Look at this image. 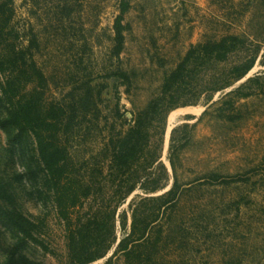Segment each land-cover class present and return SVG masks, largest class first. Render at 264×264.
Returning <instances> with one entry per match:
<instances>
[{"label": "rangeland", "instance_id": "obj_1", "mask_svg": "<svg viewBox=\"0 0 264 264\" xmlns=\"http://www.w3.org/2000/svg\"><path fill=\"white\" fill-rule=\"evenodd\" d=\"M120 1L14 0L13 4L11 39L17 48L33 43L31 51L46 77L47 98L74 115L63 141L75 176L93 185L92 195L75 210L74 220L95 214L107 229L114 227L111 248L88 264H126L123 254L115 252L131 230L133 208L142 204L143 197L158 196L174 183L169 158L174 129H178L182 147L177 204L166 213L165 207L160 209L152 225L168 233L157 248L142 252L156 251L164 261L177 257L196 264H264V0H130L125 17L130 28L120 57H114L113 24ZM228 35L239 40L227 61L198 57L185 80L171 93L162 94L165 75L191 45ZM249 60L254 64L244 77L213 91L230 81L235 65ZM119 70L129 74L128 82L115 74ZM258 74L260 82L247 85L252 96L237 103L240 118L220 121L214 112L204 114L222 93ZM19 75L22 81L27 77L26 73ZM4 81L0 69V119L6 114ZM17 86L18 82L13 89ZM152 99L158 108L170 101H188L166 115L160 160L168 169L167 184L145 193L141 182L150 173L164 179L162 170L156 164L135 165L132 173L138 186L117 203L126 175L122 179L118 171L111 170L101 151L110 135L125 131ZM193 107L201 108L198 114L190 111ZM182 108L189 110L172 114ZM211 173L229 183H210ZM38 174L33 144L13 145L0 122V177L15 191L16 208L35 221V233L47 247L26 239L9 223L5 212L10 207L0 200V264H18L21 256L39 264H74L69 258L65 221L51 200L35 192L40 187L35 179ZM139 207L142 221L159 212V203L153 200Z\"/></svg>", "mask_w": 264, "mask_h": 264}, {"label": "trees", "instance_id": "obj_2", "mask_svg": "<svg viewBox=\"0 0 264 264\" xmlns=\"http://www.w3.org/2000/svg\"><path fill=\"white\" fill-rule=\"evenodd\" d=\"M14 0H0V69L3 71L5 81L2 83L4 99L2 102L6 107V114L0 119L1 125L6 129L9 140L13 145L33 144L37 153V163L39 174L35 175L40 187L36 188L38 196L49 199L53 202L59 216L65 221L67 227V246L69 258L74 264H88L101 257L111 248L115 241L113 224L107 229L104 220L95 214L85 218L76 217L75 210L83 205V201L93 193V185L84 178L75 176L72 168V158L70 152L63 141V135L72 128L74 115L66 113L65 108L60 103L49 101L46 96V77L42 69L37 65L34 54L31 51L33 43L27 48H17L15 39H11L13 29L11 23L14 16ZM131 9L130 0L120 1V12L116 16L113 24L114 43L111 53L114 57H120L126 35L130 24L125 21L127 12ZM16 39L17 36H14ZM12 40V41H10ZM239 38L236 35H228L219 39L210 38L208 40L191 45L179 64L167 73L162 84V94L167 95L179 86L187 76V72L194 64L195 60L202 56L208 57L210 61H227L231 53L237 49ZM254 62L251 60L239 63L232 68L230 81L213 87V91L222 90L232 85L234 81L244 77L252 68ZM21 73H26L24 81L20 79ZM115 74L123 78L124 82L130 80L126 71L119 70ZM261 75L249 77L242 85L226 93H222L220 98L214 101L204 114L213 113L220 121H234L241 116V110L237 103L242 98L252 96L253 92L248 91V83L251 81L260 82ZM18 82L17 89H13ZM245 88V90H244ZM212 94L209 95V98ZM168 106L158 108L156 99H152L148 104L134 115L129 127L125 131H119L116 135H110L101 153L109 160V168L118 171V175L125 180L122 188H125L120 203L138 186L134 180L132 171L138 164H156L163 173L162 178L153 176L141 182V188L145 193H152L163 188L168 181V169L160 160L164 124L169 111L179 105H186L188 101H170ZM212 107V108H211ZM73 117V118H72ZM188 128V124L183 126ZM178 129H174L170 144V163L174 175L172 187L158 195L146 196L139 203L153 200L159 203V212L150 220L138 218L139 206L137 204L132 211L133 221L130 232L120 240L115 252H121L125 257L126 264H196L183 259H173L164 261L157 257L155 252H142L144 249L157 248L159 242L168 233L164 229H157L159 225L152 223L159 218L160 209L163 213L174 208L177 204L179 193L178 162L182 147L178 141ZM187 132H185L186 136ZM33 170V167L30 166ZM35 173H36V169ZM128 175V176H127ZM221 175L211 173L210 183H229V180ZM18 178V177H17ZM133 179V180H132ZM18 180V179H17ZM34 193V192H33ZM31 193V194H33ZM0 200L9 205L5 217L26 239H30L47 248L43 241L36 235L37 224L29 216L16 208L17 195L15 191L0 177ZM114 209L111 214L113 220ZM106 230V231H105ZM161 244V243H160ZM18 259L15 261L17 262ZM14 261V259H13ZM18 264H39L31 261L25 256H21ZM200 264H208L203 262Z\"/></svg>", "mask_w": 264, "mask_h": 264}, {"label": "bare ground", "instance_id": "obj_3", "mask_svg": "<svg viewBox=\"0 0 264 264\" xmlns=\"http://www.w3.org/2000/svg\"><path fill=\"white\" fill-rule=\"evenodd\" d=\"M185 110H189L188 108H186V109H184V108H182V109H179V110H176V111H174V112H172V114H176V113H179V112H182V111H185ZM201 110V108H195V107H193V108H191V112L192 113H197L198 114V112Z\"/></svg>", "mask_w": 264, "mask_h": 264}, {"label": "water", "instance_id": "obj_4", "mask_svg": "<svg viewBox=\"0 0 264 264\" xmlns=\"http://www.w3.org/2000/svg\"><path fill=\"white\" fill-rule=\"evenodd\" d=\"M177 120V117L173 120V122L172 123H174V121H176ZM169 122H170V116H169Z\"/></svg>", "mask_w": 264, "mask_h": 264}]
</instances>
